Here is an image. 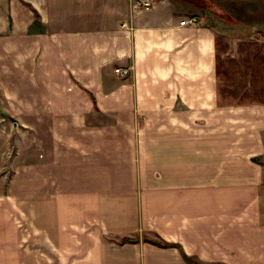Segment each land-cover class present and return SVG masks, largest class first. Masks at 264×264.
I'll use <instances>...</instances> for the list:
<instances>
[{
    "label": "crops",
    "instance_id": "obj_1",
    "mask_svg": "<svg viewBox=\"0 0 264 264\" xmlns=\"http://www.w3.org/2000/svg\"><path fill=\"white\" fill-rule=\"evenodd\" d=\"M203 14L0 0V264H264V37Z\"/></svg>",
    "mask_w": 264,
    "mask_h": 264
},
{
    "label": "rangeland",
    "instance_id": "obj_2",
    "mask_svg": "<svg viewBox=\"0 0 264 264\" xmlns=\"http://www.w3.org/2000/svg\"><path fill=\"white\" fill-rule=\"evenodd\" d=\"M204 13L219 33L264 37V0H180Z\"/></svg>",
    "mask_w": 264,
    "mask_h": 264
},
{
    "label": "built area",
    "instance_id": "obj_3",
    "mask_svg": "<svg viewBox=\"0 0 264 264\" xmlns=\"http://www.w3.org/2000/svg\"><path fill=\"white\" fill-rule=\"evenodd\" d=\"M154 2H155V0H140V6H141L142 9L147 10V9H149V7ZM185 22H187V21L182 19V21H180V24L184 25ZM189 22L194 24V23H196V20L194 18H191V19H189ZM114 71L118 72V73H121L122 75H127L128 74V72H127L128 70L127 69L115 68Z\"/></svg>",
    "mask_w": 264,
    "mask_h": 264
},
{
    "label": "trees",
    "instance_id": "obj_4",
    "mask_svg": "<svg viewBox=\"0 0 264 264\" xmlns=\"http://www.w3.org/2000/svg\"><path fill=\"white\" fill-rule=\"evenodd\" d=\"M122 240H131V239L123 238ZM132 240H134V239H132ZM132 240H131V242H132ZM148 241L151 242V243H154L156 245H160V246H163V245L166 246L167 245L166 243L161 242L159 240L156 241V240L149 239Z\"/></svg>",
    "mask_w": 264,
    "mask_h": 264
}]
</instances>
